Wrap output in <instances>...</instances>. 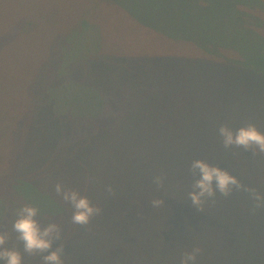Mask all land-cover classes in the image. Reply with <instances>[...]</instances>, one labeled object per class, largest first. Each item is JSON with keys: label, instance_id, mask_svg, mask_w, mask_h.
Here are the masks:
<instances>
[{"label": "rangeland", "instance_id": "rangeland-1", "mask_svg": "<svg viewBox=\"0 0 264 264\" xmlns=\"http://www.w3.org/2000/svg\"><path fill=\"white\" fill-rule=\"evenodd\" d=\"M188 1L190 4L194 3L193 0ZM10 3L12 4L11 0H0V9H10ZM203 7L206 10L199 17L190 19L183 28L176 30L178 36L173 39L158 32L157 28L162 27L169 12H174L168 9L166 0H21L17 4L18 12L14 14L28 9L26 13L33 24H28L27 29L34 27L28 34L32 45L22 47L26 52L19 61L0 57V97L10 93L24 94L31 89L32 84L35 87L41 86L42 76H48L52 77L49 82L54 80L51 88L56 87L55 92L60 94L63 104L93 112L101 109L99 119L89 123L99 120L110 122L118 112L141 104L144 91L151 88V94L144 105L174 112L177 116L165 119L166 124L163 122L160 127L159 140L154 144L156 152L152 154L157 162L153 170L147 168L138 177L140 194L142 197L151 196L152 200L162 199L166 192L173 195L177 189V179L181 176L182 188L176 196L181 201L182 211L189 214L196 210L197 214L193 212L190 219H200L201 222L200 226H194L191 222L181 226L172 224L167 233L177 239L176 232L178 235L179 228L184 231L191 227L194 234L187 241L204 234L207 220L212 217L221 220L224 217V207L220 202L227 199L233 203L226 206V217L235 224L242 222L244 217L246 224L241 227L242 232L247 236L250 230L256 228L259 230L254 232V236L258 237L256 235L264 234V210L250 215L243 214L242 204H246L249 209L252 203L247 193L234 192L230 197L220 198L219 204L217 201H206L200 209L191 204L188 193L193 190L195 180L189 173V166L198 158L226 169L245 185L264 192V155H253L251 150L236 146L226 149L218 135V128L224 123L236 129L252 122L264 132V74L252 72L242 64L248 60V55L244 53L250 48L238 51L233 46L257 47L254 64L264 68V0H208V5L203 4ZM10 10L15 12L12 8ZM192 11L195 12L194 9ZM132 12L140 15V20H147L151 28L132 16ZM84 16L90 24L99 25L102 36H105L101 42L95 40L96 35L92 34L95 29L91 27L86 28V31L83 29L82 32H76L85 22L89 23L83 19ZM191 31L202 34L204 41L198 42L192 37L184 36ZM54 32L59 34L61 44L65 43L64 37L69 35L67 41L75 45L63 62L77 54L89 53L93 46L102 45V48L96 54H89V59L76 60L71 66L70 74H50L49 66L52 62L56 64L59 56L54 46L47 49ZM200 45L210 46L213 51L203 49ZM221 45L223 48L216 49ZM28 52L31 54L28 55ZM43 59L47 61L46 64ZM79 80L93 84L99 80L102 83L100 87L112 91L104 93L101 106H90V101H98L99 92L93 90L92 85L79 83ZM55 81H58L57 84ZM71 91L77 104L68 94ZM58 107L64 109L61 102ZM131 122L135 126L149 125L142 118H133ZM67 136H70L67 139L74 137L70 134ZM0 138L6 140V135L0 134ZM177 163L188 168L183 170ZM161 173L166 174L167 178L164 187L157 189L152 183V177ZM27 191L32 199L41 201L40 206L35 204L40 211L51 209V203L43 201L33 189L27 188ZM44 192L49 197L52 190L46 186ZM24 201L0 196V231H8L10 238L6 246L20 249L24 256L23 264H42L40 256L23 253L22 244L12 231L17 209L29 203L27 199ZM65 215L63 209L56 214L58 217ZM249 223L252 225L245 228ZM96 232L102 238L98 254L90 257L86 263L77 259L76 255L73 262L64 264H104V261L106 264H113L119 257L130 254L127 248L122 251L115 249L110 240L104 238L107 234L103 230ZM223 236L224 233L219 236L211 235L209 239L221 240ZM197 239L196 237L195 240ZM64 243L75 249L78 238L73 235L65 236L61 231L60 238H53L52 249L49 251ZM179 245L173 240L169 245L168 255L157 264L179 263L185 252L178 248ZM249 250L251 249L238 248L229 252L227 257L225 252L222 259L230 260L228 264H261L258 261L259 252L251 250L247 253ZM66 254L73 253L63 251L61 256ZM211 254L221 255L201 249L198 256ZM0 264L4 262L0 260Z\"/></svg>", "mask_w": 264, "mask_h": 264}, {"label": "trees", "instance_id": "trees-1", "mask_svg": "<svg viewBox=\"0 0 264 264\" xmlns=\"http://www.w3.org/2000/svg\"><path fill=\"white\" fill-rule=\"evenodd\" d=\"M11 1L9 8L15 12L10 9H0V57L4 59L9 57V59L19 61L26 52L22 47L32 45V41H29L31 36L28 37V34L34 27L27 29L28 24H33L28 19L26 13L28 9L14 14L18 12L17 4L21 0ZM107 1L110 2V0ZM166 1L168 9L174 12H169L168 18L163 20L162 27L157 28L158 32L173 39L178 36L176 30L183 28L194 16L199 17L200 13L206 10L203 4L208 5V0H193L192 4L188 0ZM85 13L88 12L85 11ZM131 15L135 16L138 21L141 19L140 15L133 12ZM83 19L88 20L85 16ZM140 21L147 27L151 26L146 22L147 20ZM89 27L95 29L96 34H92L96 35V41L101 42L105 36H102L99 25L85 22L76 32H82L83 29L86 31ZM184 36L192 37L198 42L204 41L202 34H196L193 31ZM68 39L69 35L64 37L65 43L61 44L59 34L54 32L49 40L47 49L54 46L59 55L58 62L56 64L52 62L49 66L50 74H70L71 66L77 62L76 60L89 59L91 57L89 54L93 52L96 54L102 48V45L93 46V50L89 53L77 54L63 62L65 56L69 55V51L75 48L74 44L71 45L67 41ZM233 46L238 51L250 48L251 50L244 53L248 55V60L242 64L252 72L258 71L264 74V68L254 64L257 47ZM200 47L213 51V48L207 45H200ZM218 48H223V45L216 47ZM30 54L31 52H28V55ZM33 57L36 58L34 55ZM42 61L45 64L47 62L45 59ZM51 78L42 76L43 84L39 87L32 84L31 89L24 94L10 93L0 97V103H4L0 104V134L6 135V140L0 138V196L4 199L23 202L27 199V202L40 206L41 201L37 202L32 199L27 191V188H31L43 201L51 203V209L40 211L37 217L41 228L55 221L61 226V231L65 236L73 235L78 238V246L75 249L66 243L61 245L63 251L73 253L62 257L64 263L73 262L76 255L77 259L86 263L90 257L98 254L102 238L96 231L103 230L107 234L104 238L109 239L115 249L122 251L127 248L130 251L129 255L119 257L118 261L113 264H143V261L144 264H157L160 259L168 255V248L173 240L178 242L180 244L178 248L184 251L199 247L221 254L198 256L197 264H228L230 260L222 259L225 257L224 253L226 252L227 257L229 252L238 248L258 251L260 254L258 261L264 264V234L260 233L256 235L258 237H255L254 232L259 229L254 228L246 236L241 228L246 224L244 217H242L244 220L238 221L237 224L226 217L225 208L233 203L232 201L226 199L220 202V198L223 197L218 194L216 201L217 204L220 202L223 205L224 217L221 220L213 217L207 220L204 224V234L196 236L197 240L194 237L191 241H187L194 234V229L191 227L184 231L179 228L178 235L176 232L177 239L167 233V229L172 224L181 226L191 222L194 226L201 225L200 219H190L196 210L189 214L182 211L181 201L176 196L182 188L181 176L177 179L176 192L173 195L166 192L161 199L163 203L159 207H152L151 196H141V184L138 177L147 168L152 170L155 168L157 158L152 154L156 152L154 144L159 140L160 127L165 119L177 116L174 112L144 105L145 100L151 94V88L144 91L141 104L118 112L119 114L112 121L99 120L89 123L91 120L99 119L102 115L101 109L93 112L92 110H78L76 107L71 108L63 104V100L61 101L59 97L60 94L55 92L56 87L51 88L54 82V80L49 82ZM58 81H55V84ZM79 83L92 85L94 88H91L99 92L97 93L98 101H90V106H101L104 93L112 91L109 88L100 87L102 83L99 80L96 84L82 80H79ZM68 94L77 104L78 101L72 91ZM59 102L62 103L64 109L58 107ZM133 118L137 120L142 118L148 121L149 125L135 126L131 122ZM67 134L74 137L67 139L70 137H66ZM179 165L183 170L188 168L185 165ZM189 173L193 175L192 172ZM193 177L198 179L199 172ZM90 178L91 182H89ZM58 181L87 195L93 204L101 207L102 213L94 217L86 227L74 225L70 218L71 205L60 200L55 194L54 185ZM109 184L115 190L114 195H108L104 191L105 185ZM46 186L52 190L49 197L45 196ZM40 187L42 189H39ZM242 208L244 209L243 214H252L251 205L248 209L246 204H242ZM61 209L66 215L56 216ZM250 225L252 224L249 223L245 228ZM221 233H224L221 240L211 241L209 239L211 235L219 236ZM204 241L207 243L204 244ZM176 264H180V261Z\"/></svg>", "mask_w": 264, "mask_h": 264}, {"label": "clouds", "instance_id": "clouds-1", "mask_svg": "<svg viewBox=\"0 0 264 264\" xmlns=\"http://www.w3.org/2000/svg\"><path fill=\"white\" fill-rule=\"evenodd\" d=\"M218 135L224 148L232 146L251 150L253 155H264V132L255 123L249 122L233 129L228 123L221 124L218 128ZM189 171L195 175L199 172V178L194 180L192 191L188 193L191 204L197 209L206 201L215 203L217 194L221 197H230L234 192H245L251 203L250 211L255 213L264 210V192L245 185L237 176L230 174L226 169L208 163L204 159H194ZM166 174L161 173L152 177V183L157 189L165 185ZM91 182V178L89 179ZM57 197L66 204H70L73 211L71 222L74 225L88 226L91 220L102 213L99 205L93 204L87 195L79 190L70 188L58 181L54 185ZM104 191L108 195H114L112 185H105ZM163 201L154 198L151 205L159 207ZM40 209L31 204L25 203L16 211V218L12 222V231L16 233V239L22 244L23 253L28 256H40L42 264H64L61 253L63 247L60 245L52 249L53 238H60L61 227L58 223L50 222L46 227L41 228L39 219ZM10 236L8 231H0V260L4 264H23L24 256L19 248L7 247ZM201 249L194 247L185 251L181 257L180 264H197V257Z\"/></svg>", "mask_w": 264, "mask_h": 264}]
</instances>
